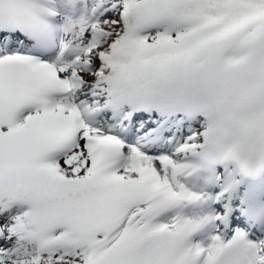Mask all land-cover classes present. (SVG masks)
Segmentation results:
<instances>
[{
	"label": "snow or ice",
	"instance_id": "obj_1",
	"mask_svg": "<svg viewBox=\"0 0 264 264\" xmlns=\"http://www.w3.org/2000/svg\"><path fill=\"white\" fill-rule=\"evenodd\" d=\"M245 150L264 167V0H0V264H257L166 218L199 199L178 156Z\"/></svg>",
	"mask_w": 264,
	"mask_h": 264
},
{
	"label": "clouds",
	"instance_id": "obj_2",
	"mask_svg": "<svg viewBox=\"0 0 264 264\" xmlns=\"http://www.w3.org/2000/svg\"><path fill=\"white\" fill-rule=\"evenodd\" d=\"M240 159H248L249 161H255V166L252 168L251 172L246 171L241 167ZM227 163L232 164L235 168L245 177L248 176H258L260 174H264V167H262L259 163V157L255 153L242 151L240 158L229 157L226 160Z\"/></svg>",
	"mask_w": 264,
	"mask_h": 264
}]
</instances>
